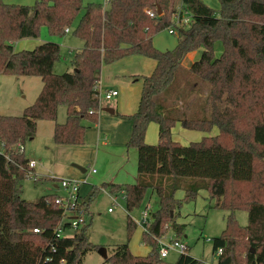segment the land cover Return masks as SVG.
Wrapping results in <instances>:
<instances>
[{
	"label": "trees",
	"instance_id": "16d2710c",
	"mask_svg": "<svg viewBox=\"0 0 264 264\" xmlns=\"http://www.w3.org/2000/svg\"><path fill=\"white\" fill-rule=\"evenodd\" d=\"M173 1L111 0L107 5H85L84 0H37L27 5L0 0V73L37 76L43 82L36 101L22 115L0 114V264H82L88 251L100 248L89 239L91 222L75 229L72 236L58 235L64 209L56 202L57 194L35 201L23 198L21 181L28 176L30 159L20 148L34 137L38 120L57 121L61 105L67 108V119L56 122L54 142L84 144L86 129L98 123L102 109L97 94L103 65L131 55L156 63L143 76L137 110L117 113L132 121L127 147L138 151V175L134 183L103 185L125 198L129 234L136 225L130 212L149 190L157 194L159 203L143 233L151 247L149 255H135L123 243L106 259L111 264H205L190 255L189 248L175 262L165 261L158 238L167 222L177 239L184 231L185 225L176 222L183 201L176 192L183 189L184 200L189 201L206 189L209 198L216 199V207L229 211L225 229L213 239L214 252L221 249L217 264H264V0H221L218 16L204 0H182L192 13V22L183 27L175 23L179 10ZM83 10L74 29L83 48L74 54L73 70L54 71L61 57L57 42L15 49L17 40L38 37L42 26L52 35L65 34ZM170 27L176 29L178 43L162 51L153 38ZM218 41L223 45L220 56L214 50ZM200 49L184 85L188 80L198 84L193 75L210 84V112L184 117L162 98L185 57ZM152 122L159 126L156 144L145 140ZM178 122L202 132L217 126L218 133L184 145L172 137ZM84 204L88 212L89 202ZM240 209L248 212L247 225L235 217Z\"/></svg>",
	"mask_w": 264,
	"mask_h": 264
},
{
	"label": "rangeland",
	"instance_id": "374dc122",
	"mask_svg": "<svg viewBox=\"0 0 264 264\" xmlns=\"http://www.w3.org/2000/svg\"><path fill=\"white\" fill-rule=\"evenodd\" d=\"M9 3L33 5L37 0H3ZM175 6L179 11L186 10L185 6L179 4ZM90 2L105 3V0H84V4ZM215 10V15H219L221 8V0H206L204 1ZM105 5V4H104ZM186 15L191 14V10L187 9ZM84 10L74 21L72 27L68 28L63 35L50 34L46 26L40 28L38 37H28L17 40L14 43L16 50L31 49L43 42H57L61 45V57L56 62L54 71L56 73H64L73 70L72 59L74 54L83 48V41L75 36L74 29L78 24ZM178 43V36L174 35L169 28H164L154 36V45L162 51L172 50ZM215 55L220 56L223 51V45L220 41L215 44ZM138 55L132 56L129 60L120 59L114 63L106 64L102 69L103 86L117 90L120 95L111 99L101 98L103 106L121 107L119 112L134 113L137 110L139 98L141 95L143 76L150 72L151 59ZM137 59V60H134ZM142 59V60H139ZM191 58L188 56L183 60V63H190ZM127 65L128 67H122ZM138 68V69H137ZM129 69H132L129 70ZM186 66L176 72V79L170 85L169 89L163 94L162 101L167 106H177L179 114L184 117L192 116H208L210 112L209 91L210 84L202 79L193 77L198 80V84H194L191 80L187 81L188 77L192 76L188 73ZM150 74V73H149ZM111 77L108 79L107 77ZM115 77L117 82H113ZM121 79L124 81L120 83ZM127 81L128 84L125 82ZM189 83H193V86ZM43 87V82L37 76H14L0 73V114L6 115H22L24 109L33 104L39 96ZM192 88V89H191ZM191 89V90H190ZM181 107V109L179 108ZM100 112L105 113L104 110ZM207 112V113H206ZM67 119V108L61 105L58 109L57 121L53 120H38L37 130L34 137L26 140L25 154L28 158L38 161L35 175L27 176L21 181V189L23 198L35 201L45 194H58L60 196L69 197L68 191L58 183L54 186V182L46 175V170H55L56 164L62 167H69L75 170L80 175L79 199L89 202V209L85 219L91 222L89 228V239L92 243L105 247L108 257L115 253L118 245L128 243L131 252L139 256H147L151 252L149 244L144 242V229L137 221L141 219L143 209L150 203L153 211L157 209L159 198L157 194L148 191L140 206L134 208L130 215L136 225L131 234L128 232V210L126 208L125 198L122 195L115 196L110 192L106 183H132L135 182L137 176V155L136 151L129 150L128 158L125 159L123 154L116 151L106 152L103 147L100 153H94L85 163L80 164L86 169L82 172L73 160V156L68 151L69 148H75V145L64 148L59 147L53 140L54 128L57 123H64ZM85 125H90L88 121ZM92 126V125H91ZM91 126L89 128H91ZM218 133V128L215 126L210 132H202L199 130H190L184 128L179 122L172 129V137L175 141L187 145L193 141L201 140L204 136H213ZM159 126L152 122L149 124L146 133V142L156 144L159 141ZM85 143V142H84ZM72 146V147H71ZM75 146V147H74ZM101 146V145H100ZM105 150V151H104ZM134 151V152H133ZM127 152V149L125 153ZM132 167V168H131ZM96 168V172L92 169ZM45 171V172H43ZM56 171V170H55ZM58 172V171H57ZM108 173H111L114 179H103ZM49 174V173H48ZM109 175V174H108ZM61 177V176H59ZM133 179V180H132ZM132 180V181H131ZM185 192L179 189L176 192V198L182 199V205L177 208L176 222L184 224V231L179 237V241L185 243L189 248V254L196 259L201 260L205 264H217L218 255L213 249V239L222 234L226 227V220L229 211L216 207V199H210L206 189H201L194 200L185 201ZM72 216L68 214L67 218ZM235 217L241 225L249 223V215L247 210L240 209L235 211ZM164 237H176L172 223L165 224ZM64 236L74 234V228H66L63 232ZM173 242V241H172ZM180 255V252L170 250L169 255L165 258L167 262H175ZM103 257L98 250H90L83 258L82 264H111L110 261Z\"/></svg>",
	"mask_w": 264,
	"mask_h": 264
},
{
	"label": "crops",
	"instance_id": "0c3cea01",
	"mask_svg": "<svg viewBox=\"0 0 264 264\" xmlns=\"http://www.w3.org/2000/svg\"><path fill=\"white\" fill-rule=\"evenodd\" d=\"M204 1H206V0H204ZM179 4L182 5V0L179 1ZM173 5L174 6L178 5L177 0L173 1ZM153 43H154V38H153ZM200 54H201V49L200 50H196L194 52H191L190 54H188L186 56V57L189 56L191 58L190 63L186 64L184 62L182 65H184L187 68H189L190 65L195 60H197L199 58ZM132 56H135V55L127 56V57H125L123 59L124 60H129V58L132 57ZM138 56H139L138 58H142V57L144 58L145 57V56H142V55H138ZM146 58H148V57H146ZM149 59H151V58H149ZM134 60H137V59H134ZM139 60H142V59H139ZM151 60L153 61V62L150 63L151 69H150V72H146L147 74H149V73H151L153 71V69L155 67V64H156L153 59H151ZM125 66L128 67L127 65H124L122 67H125ZM103 67H102V69H103ZM129 70L132 71V69H129ZM102 74H103V72L101 73V80L99 82L101 89H102V86H103ZM107 78L110 79L111 77L108 76ZM115 79L116 78L113 77L112 81L113 82H117V80H115ZM123 81L124 80L121 79L120 83H122ZM125 82L128 84L127 81H125ZM105 90H112V88H105ZM119 95H120V93L118 92L117 96H115V97H118ZM118 104H119V102L117 103V107L114 108V111H115L114 113L107 112V111H105V113H103V112L99 113L98 123L92 125L91 128L88 127L86 129L85 143L84 144L75 145L76 146V147L74 146L75 148H69L68 149L70 154L73 156V160L72 161H75L76 163H79L77 165H79V167H81L80 169H81L82 172H86V169L84 167H82L80 164L85 163V161L90 158L91 154L94 153V148L95 147H96V153H98V154L100 153V150L103 147V149H105L106 152H108L107 150H109V151H113V150L116 151L117 150L118 152L123 154V157L125 159L128 158L127 154H129V150H133L134 149L136 151L137 163H138V151H137V149L134 148V147H130V148L127 147V143L129 141V138H130L131 132H132V121L129 120V119L123 118V117H121V116H119L117 114V113L129 114L131 112H126V113L119 112L118 109L121 106L120 105L118 106ZM101 105H102V103H101ZM103 107H106V106L102 105V108ZM67 146H64V147H67ZM59 147L64 148L62 145H60ZM126 149H127V152L125 153ZM24 153H25V147H24ZM29 159H31V158H29ZM137 163H136V168H137ZM36 168H37V166L34 168V170H33L34 172H35ZM82 169H85V170H82ZM55 170L47 169L46 171L49 174L46 173V175H45V176H47V178L49 177L54 182V186L55 187L58 186L59 179L68 178V179H76L77 180V179L80 178V175L78 174L77 171L72 170V169H70L67 166L60 168L59 165L56 164ZM43 172H45V171H43ZM108 174L103 179L109 178V179L113 180L114 177L112 176V174L111 173H108ZM137 175H138V170H137ZM59 176H61V177H59ZM135 179H137V176H136ZM135 182H136V180H135ZM103 183H106V182L103 181ZM114 183H116V182H114ZM132 183H134V182H132ZM122 184H124V183H122Z\"/></svg>",
	"mask_w": 264,
	"mask_h": 264
},
{
	"label": "built area",
	"instance_id": "2783aa9c",
	"mask_svg": "<svg viewBox=\"0 0 264 264\" xmlns=\"http://www.w3.org/2000/svg\"><path fill=\"white\" fill-rule=\"evenodd\" d=\"M111 0H105V5L109 4ZM187 10V9H186ZM186 10L181 9L180 11L175 13V23L177 26L183 27L188 26L192 22V13L187 14L185 12ZM151 15L153 14L152 11H148ZM171 32L174 34L176 33V29L174 27L169 28ZM68 28H66V31ZM118 91L117 90H101L100 84L98 85V98L101 101V98L104 97L106 99H111L115 96H117ZM21 150L24 151V146H21ZM38 161L36 159H30L28 163V176L35 175L34 168L37 166ZM92 172H96V169L93 168ZM36 176V175H35ZM57 182V181H56ZM59 184H61L64 189L68 191L69 197L60 196L57 194L56 202L60 207L64 209V216L63 219L60 222V225L57 227V233L58 235H63V231L66 228H80L84 226L87 223V220L85 219L87 210L85 209V200L79 199V180L76 179H68V178H62L58 181ZM71 213L72 216L70 218H67L68 214ZM153 221V209L148 203L146 207L143 209L141 214V219L137 221V223L143 227L144 231H148V225ZM68 225L67 227L65 225ZM34 232H39L38 228L33 229ZM64 236V235H63ZM72 236V235H71ZM173 241V242H172ZM158 243L160 245L159 253L162 258H166L169 255L170 250H175L177 252L185 253L188 249V246L180 242L179 239L176 237H168L165 238L164 236H161L158 238ZM217 255L221 253V249L217 250Z\"/></svg>",
	"mask_w": 264,
	"mask_h": 264
},
{
	"label": "water",
	"instance_id": "95a60500",
	"mask_svg": "<svg viewBox=\"0 0 264 264\" xmlns=\"http://www.w3.org/2000/svg\"><path fill=\"white\" fill-rule=\"evenodd\" d=\"M158 12L162 13V9H161L160 5H158ZM102 110L107 111V112H111V113L115 112L114 108L109 107V106L103 107ZM77 166L79 167V165H77ZM79 168H81V167H79ZM82 170H85V169H82ZM98 251L103 257H108L107 250L105 247H100L98 249Z\"/></svg>",
	"mask_w": 264,
	"mask_h": 264
}]
</instances>
